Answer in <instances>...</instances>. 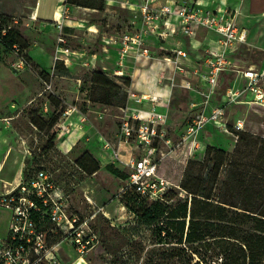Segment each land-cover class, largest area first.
I'll list each match as a JSON object with an SVG mask.
<instances>
[{
	"label": "rangeland",
	"instance_id": "374dc122",
	"mask_svg": "<svg viewBox=\"0 0 264 264\" xmlns=\"http://www.w3.org/2000/svg\"><path fill=\"white\" fill-rule=\"evenodd\" d=\"M102 2L104 8H99V11L103 13L94 20L99 21L103 29L116 33L131 29L135 14L125 3L126 0H97L98 4ZM35 3L36 0H0V30L5 24L17 30L27 46L22 48L21 53L29 58L27 68L15 70L13 64L18 61V50L6 48L0 41V193L5 186L22 179L25 170L29 172L38 166H45L55 173L56 183L69 195L66 202L69 214L78 215L86 223L85 234L91 238L88 250L81 256L71 241H64L55 251L63 264H72L79 256L84 259V264H146V252L157 246L153 228L131 211L134 204L125 195L129 189L126 188L127 178L119 175V171L127 174L123 162L137 146L136 142L119 143L124 109L127 104H134L129 99V93H135V90H125L111 71L95 68L92 64L84 66L81 60L67 67L63 59L65 54L59 51V47H92L82 43L78 45L79 39L74 37H66V42L61 44L58 39L60 34L32 22ZM60 16L58 10L57 18ZM256 18L258 20L251 24L243 19L242 25L251 34L249 43L240 49V61H244L241 63L256 61L263 50L257 46L264 47V18ZM99 42L92 40L93 47L99 48ZM56 63H60L59 69H55ZM34 64L43 72L42 75L34 71ZM63 67L68 68V72H64ZM93 70H104L108 74V87L103 86L99 78H94ZM173 93L168 120L160 126V131L177 141L184 129L189 97L181 90ZM126 99V106H123ZM71 115L74 119L70 123L67 119ZM53 118L57 121L52 122ZM238 118L245 119L244 133L247 131L254 137L264 138V107L230 106L226 118L230 132L234 130ZM74 121L87 128L88 133L68 151L63 144L74 128ZM36 122L43 129L36 126ZM80 125H75L76 130L81 128ZM53 131L57 132V138L55 146L50 149L47 145ZM229 131L218 126L205 128L200 135L203 150L191 151L188 144L182 145L161 157L160 173L180 183L189 161L200 162L208 145L233 153L239 139ZM106 141L113 146L115 156L109 153V157L104 158L100 152V149H108L104 148ZM86 150L99 162V168L94 173L78 163ZM100 186L104 192L101 198L95 191ZM103 188L110 191L106 192ZM105 211L109 213L105 215ZM8 218L9 215L3 213L0 221L4 223Z\"/></svg>",
	"mask_w": 264,
	"mask_h": 264
},
{
	"label": "built area",
	"instance_id": "2783aa9c",
	"mask_svg": "<svg viewBox=\"0 0 264 264\" xmlns=\"http://www.w3.org/2000/svg\"><path fill=\"white\" fill-rule=\"evenodd\" d=\"M242 2L126 0L135 14L131 29L102 38L103 49L109 50L112 46L117 53L113 76L132 80L133 71H127L129 58L162 60L170 63L173 71L168 74L162 70L157 81L160 85H169L170 95L175 90H183L200 96L199 100L188 101L190 112L176 141L160 131V126L168 120V111H161L159 106L170 107L172 96L129 93V99L136 105L129 103L124 109L119 143H137L138 151L123 162V167L128 175L126 188L134 189L140 198L163 201L170 190L181 189L179 183L160 173L161 157L186 144L191 151H202L200 135L205 128L218 126L229 131L226 118L230 106L264 107V67L240 66L231 58L238 45L246 43L248 38V30L236 23ZM57 28L62 29L60 23ZM2 31L5 34L6 28ZM201 31L215 37L205 36L200 40ZM178 36L186 39L187 47L166 45L170 38ZM58 39L61 44L66 42L62 35ZM59 51L75 53L69 46H61ZM83 64L90 66L92 57ZM28 66L29 62L21 55L13 64L15 70ZM225 71L235 72L237 76L213 105ZM126 89L131 90V86ZM233 128L229 132L238 140L240 132L245 130V119H236ZM104 148L115 156L108 141ZM68 196L48 168L39 169L28 181L22 178L5 186L0 193V216L7 213L9 218L4 223L0 221V264H63L55 251L66 240L71 241L79 255L85 253L91 238L85 234L86 223L78 215L69 214Z\"/></svg>",
	"mask_w": 264,
	"mask_h": 264
},
{
	"label": "trees",
	"instance_id": "16d2710c",
	"mask_svg": "<svg viewBox=\"0 0 264 264\" xmlns=\"http://www.w3.org/2000/svg\"><path fill=\"white\" fill-rule=\"evenodd\" d=\"M102 3L67 0L70 6L97 9L104 8ZM9 26L4 25L5 34L4 28L0 30V41L6 48L18 50L29 62L28 56L21 53L26 44ZM33 69L43 74L35 64ZM61 69L68 72L66 67ZM93 76L108 87L110 78L104 70H93ZM117 79L125 90L131 86V78ZM126 103L127 99L123 106ZM36 126L43 129L37 122ZM56 138L57 132H51L47 147L52 149ZM190 161L179 183L186 195L181 189H172L166 200L151 201L140 198L132 188L125 192L126 199L134 204L131 211L153 228L157 246L146 252V264H264V138L241 131L233 153L208 145L200 162ZM78 163L90 173L99 168L89 150ZM42 168L46 167L25 170L23 180H30ZM119 175L128 176L122 171Z\"/></svg>",
	"mask_w": 264,
	"mask_h": 264
},
{
	"label": "crops",
	"instance_id": "0c3cea01",
	"mask_svg": "<svg viewBox=\"0 0 264 264\" xmlns=\"http://www.w3.org/2000/svg\"><path fill=\"white\" fill-rule=\"evenodd\" d=\"M209 1L211 2L213 0H204V2H209ZM246 1H248V3L245 8L244 4ZM58 10H60L61 12V16L59 18H57ZM100 13H103V12H100L99 9L97 8H90V7H84V6H79V5L70 6L67 4V0H36V3L32 10V18H31L32 20L31 21L34 23H37L41 28H44L46 30L55 31L57 35L62 34V36L65 39L66 37L67 38H70V37L78 38L79 39L78 45H80V43L84 44L85 46L87 44L91 45L92 47L91 49L88 47L87 48L86 47H77V48L69 47L75 53L72 52L70 54H65L64 58H67L69 61L68 63H66L67 67L69 68L72 67V64L77 63L78 60H81L83 64V62L87 58L92 57V65H94L95 68L99 67L105 70L112 71L113 69L116 68V63L118 59L117 53L114 47L112 46L109 47V50L103 49L102 38L104 36H107L109 34H114L116 32L103 29L101 26V23L99 21L94 20L95 17H99ZM105 13L107 14V12ZM256 17L264 18V0H243L240 10L236 16V23L238 26L242 28H246L248 30V38H247L246 43L239 44L237 49L231 54L232 62L240 66L264 67V47L257 46L251 42L254 46L263 48V50L261 51L259 58L256 61L250 62L249 64L241 63L244 61H240L241 58L239 56L240 49L249 43V36L251 34L249 29L245 27L244 25H242L244 24L243 19L246 18L245 21L247 22V24H251L254 22V20L255 21L258 20ZM59 23L62 26L61 30L57 28L59 26ZM205 36L215 37V35L212 33L201 31L198 38L200 40H203ZM92 40L100 41L99 48L93 47ZM71 41L73 40L71 39ZM187 44L188 42L182 36H178L176 38H170L166 42V45H168L169 47H175V46L187 47L188 46ZM32 57L34 58V56ZM162 70H165L167 71L168 74H171L173 71V68L170 63L164 62L162 60H148L146 58H139L137 60H134L133 58H129L127 71L128 72L133 71L134 73V76L132 78V83H131V89L133 91L135 90V93L137 94H156V95H159L165 98L171 97V96L173 97L174 93L170 95L169 85L168 84L160 85L157 81L158 75ZM236 76H237V73L232 72V71H225L222 73L220 84H219V89H218V92L216 93L213 105L217 104L219 97H221V93L223 92L225 87ZM140 77L144 79H140ZM184 92L188 95L189 100L190 99H193V100L200 99V96L197 92H194V91L193 92L184 91ZM133 105H136V104H133ZM187 108H188V113H189L190 112L189 103H188ZM159 109L161 111L169 112V109H171V105L170 107H168L166 105L161 104L159 106ZM68 113L69 112H67V114ZM73 119L74 117L71 115L70 117H68L67 121L70 122ZM77 123H75V121L73 122L74 128L69 133L68 138L66 139L67 141L63 144V146L68 151L71 150L73 146L76 145L78 141L81 140L83 136H86L88 133L87 132L88 129L81 127V125H80L81 128L79 130H76L75 124ZM90 133H92V131ZM99 145L102 146V144H99ZM137 151H138V148L136 146L133 152L129 154L128 158ZM100 152L103 154L104 158L109 157L110 155L109 153H111L109 152L108 149L105 151L100 149ZM97 157H99V155H97ZM53 174L55 175L54 172ZM100 188L101 186L96 187L95 191H97L96 192L97 195L101 198V195H103L104 192H102ZM103 189H105L106 192L110 191V189L108 188H103ZM88 198L91 199V197L89 196ZM104 213L106 215L109 213V211H105ZM78 259H80L78 261V264H84L83 263L84 259L82 257L79 256ZM76 261L74 262L75 264H76Z\"/></svg>",
	"mask_w": 264,
	"mask_h": 264
},
{
	"label": "bare ground",
	"instance_id": "6f19581e",
	"mask_svg": "<svg viewBox=\"0 0 264 264\" xmlns=\"http://www.w3.org/2000/svg\"><path fill=\"white\" fill-rule=\"evenodd\" d=\"M77 124L80 125V123H77ZM77 124H75V125H77ZM89 200H90V201H93V200H91L90 198H89ZM79 260H80V259H78L76 262L78 263ZM77 263H76V264H77Z\"/></svg>",
	"mask_w": 264,
	"mask_h": 264
}]
</instances>
